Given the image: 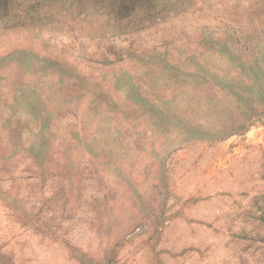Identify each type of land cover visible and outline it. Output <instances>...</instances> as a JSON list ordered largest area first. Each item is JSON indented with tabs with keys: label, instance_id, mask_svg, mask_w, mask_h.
<instances>
[{
	"label": "rangeland",
	"instance_id": "obj_1",
	"mask_svg": "<svg viewBox=\"0 0 264 264\" xmlns=\"http://www.w3.org/2000/svg\"><path fill=\"white\" fill-rule=\"evenodd\" d=\"M128 9L1 1L0 264H264V0Z\"/></svg>",
	"mask_w": 264,
	"mask_h": 264
},
{
	"label": "trees",
	"instance_id": "obj_2",
	"mask_svg": "<svg viewBox=\"0 0 264 264\" xmlns=\"http://www.w3.org/2000/svg\"><path fill=\"white\" fill-rule=\"evenodd\" d=\"M1 1L2 0H0V3ZM46 1H51V0H46ZM83 1L92 2V4L99 6L100 9L109 8L110 12L113 13L114 15H122L127 11H129L128 9L129 5L137 4L142 0H83Z\"/></svg>",
	"mask_w": 264,
	"mask_h": 264
},
{
	"label": "crops",
	"instance_id": "obj_3",
	"mask_svg": "<svg viewBox=\"0 0 264 264\" xmlns=\"http://www.w3.org/2000/svg\"><path fill=\"white\" fill-rule=\"evenodd\" d=\"M114 245H116V244L114 243Z\"/></svg>",
	"mask_w": 264,
	"mask_h": 264
}]
</instances>
